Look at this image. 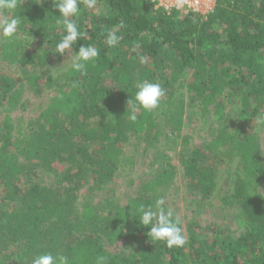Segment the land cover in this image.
<instances>
[{
	"label": "trees",
	"instance_id": "obj_1",
	"mask_svg": "<svg viewBox=\"0 0 264 264\" xmlns=\"http://www.w3.org/2000/svg\"><path fill=\"white\" fill-rule=\"evenodd\" d=\"M37 2L21 0L15 41L1 39V56L23 68V81L0 73V99L7 100L0 121V258L13 246L18 264H31L32 257L45 253L62 254L70 264H96L100 256L106 264H264V156L257 134L242 124L234 137L218 127L206 143L189 144L185 138L180 159L195 203L213 192L219 164L239 161L233 196L248 229L237 239L202 232L195 219L187 222L186 244L180 248L169 249L147 237L148 228L139 225L135 207L154 204L169 185L175 174L171 160L135 196L113 204L107 213L89 202L80 210L75 204L79 188H98L112 180L128 134L140 136L146 145L160 137L153 110L138 109L135 122L126 111L137 86L154 82L158 74L172 88L168 74L190 71L189 103L203 111L213 106L215 121L224 116L221 99L229 91L239 96L242 111L258 116L259 126H264L259 122L264 116V0H217L213 12L205 15L166 13L150 0H96L92 9L81 4L73 19L85 35L64 56L55 53L64 34L60 17L54 16L59 12L52 0ZM99 6L105 11H98ZM24 29L46 41L41 54L24 51ZM109 31L121 36L113 48L106 43ZM81 44L100 50L85 73L69 67L60 76L42 78L27 70L50 54L74 55ZM41 86L51 88L52 95L24 126L10 110L24 107L25 87ZM167 92L171 102L174 91ZM34 168L60 173L64 185H24L22 179Z\"/></svg>",
	"mask_w": 264,
	"mask_h": 264
},
{
	"label": "rangeland",
	"instance_id": "obj_2",
	"mask_svg": "<svg viewBox=\"0 0 264 264\" xmlns=\"http://www.w3.org/2000/svg\"><path fill=\"white\" fill-rule=\"evenodd\" d=\"M97 10L103 12L105 7L99 6ZM20 35L27 41L25 52L38 55L42 53L46 46L45 40L32 34L28 29L21 30ZM1 43L0 39V50ZM72 56L61 58L50 54L44 58L41 65L38 67L29 65L27 70L39 73L42 78L48 75L60 76L70 67ZM22 70L23 68L16 61L7 63L0 51V73L23 81ZM168 75L172 88L165 87V75L158 74L154 79V83H159L164 92L159 106L153 110L158 128L161 130L160 137L150 145H146L140 136L128 134L124 142L121 163L112 180L98 188H93L91 184L79 188L76 208L80 210L85 202H89L100 213H107L113 204L124 203L128 198L135 196L139 186L155 175L165 160H171L175 165V174L159 197H163L167 206L171 207L175 215L180 218L184 234L187 222L195 219L202 232L207 231L208 234L219 235L222 238L227 236L237 239L248 229L241 204L233 196L234 183L241 172V164L237 159L219 164L216 168V186L213 192L203 202L195 203L188 194L186 178L180 164V159L184 158L181 155V150L185 146L183 141L187 138L189 144L206 143L214 138L215 129L218 127H225L234 137L236 128L242 124L248 131L257 134L261 154L264 156V126H259L258 116L253 117L244 113L239 96L229 91L224 93L221 99L225 108L224 116L220 121H215L213 106L203 111L190 105L186 89L190 71ZM167 91H174L171 102L167 99ZM51 95L52 89L48 86H41L38 90L25 87L21 96L24 107L18 106L10 110V114L14 119L20 117L26 126L30 119L39 114ZM6 107L7 100L0 99V121ZM22 180L24 185L28 184L25 183L27 181L46 187L58 188L64 185L60 173L41 168L32 169L31 174ZM106 247L111 250L108 244ZM7 253V257L0 258V264H18L12 255L13 246L8 248Z\"/></svg>",
	"mask_w": 264,
	"mask_h": 264
},
{
	"label": "clouds",
	"instance_id": "obj_3",
	"mask_svg": "<svg viewBox=\"0 0 264 264\" xmlns=\"http://www.w3.org/2000/svg\"><path fill=\"white\" fill-rule=\"evenodd\" d=\"M47 2V0H44ZM38 4L41 0H38ZM53 7L58 10L60 17L58 23L62 25L63 36L55 44V53L62 56L66 50L82 40L85 33L80 30L76 19L80 12V5L92 9L96 5V0H52ZM186 0H175L174 6L177 9L184 7ZM18 7H21V0H0V39L7 42H14L21 24L19 16L15 15ZM168 10V9H166ZM11 13L12 15H8ZM121 39L117 31H109L106 37L107 46L115 47ZM71 58L70 68L74 72L85 73L89 63H95L100 55V50L92 45L81 44L78 51ZM141 63H145V58H140ZM77 85L73 83L72 87ZM164 95L159 83L143 81L137 86L134 97L127 101L128 119L132 122L137 120V110L143 109L151 112L159 106L160 98ZM260 123L264 124V116L260 117ZM131 205V204H129ZM133 206L131 205V208ZM135 217L138 218L139 225L148 228L146 233L150 240L164 243L169 249L180 248L186 244L181 227L182 221L175 215L173 209L168 207L163 197H159L152 205L139 204L135 207ZM31 264H70L68 258L62 254L53 255L45 253L31 258ZM96 264H106V257L97 258Z\"/></svg>",
	"mask_w": 264,
	"mask_h": 264
},
{
	"label": "built area",
	"instance_id": "obj_4",
	"mask_svg": "<svg viewBox=\"0 0 264 264\" xmlns=\"http://www.w3.org/2000/svg\"><path fill=\"white\" fill-rule=\"evenodd\" d=\"M164 12L169 13L176 11L180 14H209L212 13L217 0H186L184 7L177 9L174 4L175 0H150ZM168 9V10H166Z\"/></svg>",
	"mask_w": 264,
	"mask_h": 264
}]
</instances>
